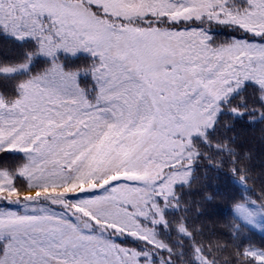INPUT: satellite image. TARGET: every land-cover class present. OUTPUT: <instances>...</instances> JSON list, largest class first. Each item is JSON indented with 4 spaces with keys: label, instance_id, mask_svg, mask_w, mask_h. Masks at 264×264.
Masks as SVG:
<instances>
[{
    "label": "trees",
    "instance_id": "16d2710c",
    "mask_svg": "<svg viewBox=\"0 0 264 264\" xmlns=\"http://www.w3.org/2000/svg\"><path fill=\"white\" fill-rule=\"evenodd\" d=\"M149 1L135 23L158 18L183 65L219 78L224 96L201 105L210 126L187 138L138 214L90 210L89 188L109 153L127 150L125 136L153 122L141 79L32 0H0V220L74 225L70 212L86 211L137 246L142 264H264V0ZM19 224L0 231V264L68 260L48 233Z\"/></svg>",
    "mask_w": 264,
    "mask_h": 264
},
{
    "label": "rangeland",
    "instance_id": "374dc122",
    "mask_svg": "<svg viewBox=\"0 0 264 264\" xmlns=\"http://www.w3.org/2000/svg\"><path fill=\"white\" fill-rule=\"evenodd\" d=\"M59 23L73 24L99 55L111 53L142 81L154 119L148 130L125 136L127 150L111 151L99 169L101 183L89 188L99 190L89 202V209L122 207L136 209L166 171L167 164L180 156L187 138L200 127L210 126L201 105L215 106L223 98L222 81H204L183 65L175 42L165 26L135 23L146 17L149 0H32ZM200 8V7H199ZM200 15L199 9L170 17L188 20ZM178 163V162H174ZM160 189L173 194L172 186ZM26 202L36 207L39 195L26 193ZM75 224L70 225L44 215L22 220L28 226L52 236L68 254V260L54 264H139L143 253L137 246L120 242L122 235L91 221L86 211L72 210ZM21 220H0V231L19 227ZM160 258L159 264H164Z\"/></svg>",
    "mask_w": 264,
    "mask_h": 264
}]
</instances>
